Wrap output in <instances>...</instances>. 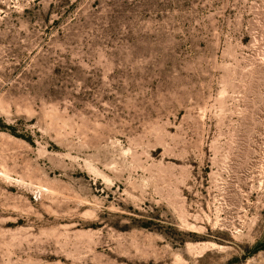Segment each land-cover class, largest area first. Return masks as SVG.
Listing matches in <instances>:
<instances>
[{"label":"rangeland","instance_id":"rangeland-1","mask_svg":"<svg viewBox=\"0 0 264 264\" xmlns=\"http://www.w3.org/2000/svg\"><path fill=\"white\" fill-rule=\"evenodd\" d=\"M0 264H264V0H0Z\"/></svg>","mask_w":264,"mask_h":264},{"label":"trees","instance_id":"trees-1","mask_svg":"<svg viewBox=\"0 0 264 264\" xmlns=\"http://www.w3.org/2000/svg\"><path fill=\"white\" fill-rule=\"evenodd\" d=\"M260 248H261V245L260 244H256V245H254L252 247L251 251H252V253H255V252L259 251Z\"/></svg>","mask_w":264,"mask_h":264}]
</instances>
